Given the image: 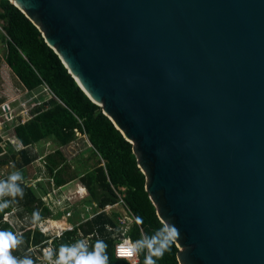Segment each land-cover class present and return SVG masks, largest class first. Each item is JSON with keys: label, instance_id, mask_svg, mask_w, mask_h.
<instances>
[{"label": "water", "instance_id": "1", "mask_svg": "<svg viewBox=\"0 0 264 264\" xmlns=\"http://www.w3.org/2000/svg\"><path fill=\"white\" fill-rule=\"evenodd\" d=\"M132 146L178 264H264V0H9Z\"/></svg>", "mask_w": 264, "mask_h": 264}, {"label": "trees", "instance_id": "2", "mask_svg": "<svg viewBox=\"0 0 264 264\" xmlns=\"http://www.w3.org/2000/svg\"><path fill=\"white\" fill-rule=\"evenodd\" d=\"M0 22V41L6 50L4 61L11 72L29 93L38 90L42 92L46 86L55 96L48 99L45 93L40 94L41 101L32 110L33 119L14 131L23 148L19 150L10 146L8 153L0 159V167L12 162L15 171L18 169L23 176L26 175V169L43 154L39 143L50 141L55 144L56 149L45 157L46 170L56 185L62 186L80 178V182L89 192L87 204L95 201L100 207L117 201L111 185L115 188L124 187L125 203L135 218L143 219V223L139 224L143 234H152L162 222L145 191V176L137 166L131 143L122 137L111 121L102 114L101 108L84 93L60 58L46 45L38 29L9 0H0ZM77 132L82 136L79 137ZM84 136L89 139L94 149L89 147ZM72 142L80 144V154L70 159V155L60 147H68ZM36 144L39 149L35 153ZM86 152L96 157V166L89 165L92 157L85 158ZM101 159L104 167L101 166ZM21 187H24V197L17 198L18 202L12 207L21 206L20 217L26 214L31 217L34 211L40 210L42 203L32 187L23 184ZM12 207L0 212V222ZM46 213L45 208L40 212L41 218ZM109 222L107 217L100 215L87 223V229L84 227L83 230L86 233L98 232L102 237L107 244L108 264H128L125 260L116 259L113 254V241L105 230V225ZM3 231H7L4 226ZM76 234L77 231L66 233L55 243L57 251L61 245L75 243L78 239ZM31 237V231L23 233V243L12 255L18 258L25 255L31 257L29 248L44 241L38 231ZM131 238L134 241L141 238L138 229L133 230ZM94 243L95 241L91 245ZM177 251L174 244L169 252L157 260V264H178ZM144 255H139L142 262Z\"/></svg>", "mask_w": 264, "mask_h": 264}, {"label": "built area", "instance_id": "3", "mask_svg": "<svg viewBox=\"0 0 264 264\" xmlns=\"http://www.w3.org/2000/svg\"><path fill=\"white\" fill-rule=\"evenodd\" d=\"M28 92V90L25 89ZM48 96V99L55 97L52 95L48 87H44L43 90ZM11 103L0 104L2 111L0 118V159L8 153L10 146L17 147L19 150L23 148L22 143L15 136V128L20 125H24L33 119L32 110L39 103L35 102L30 107H22V113L16 114ZM77 135H82L77 132ZM89 143V147L93 148L89 139L84 136ZM45 142L48 143V148L44 149ZM43 142L42 149L43 154L38 156L34 162L26 169L30 172L32 177L27 180V186L32 187L37 192L38 197L42 203L40 212L45 208L47 215L41 218V221L37 224L31 222V217L26 214L22 217L19 216V205L13 206L10 212L6 215L5 219L0 222V231H3L2 227L6 226L7 231L14 233H25L26 231L32 232V237L35 232H39L44 241L38 246L30 247L28 253L35 261V264H44L42 260L43 250L45 248H52L57 251L55 243L60 241L66 233H73L77 231L76 238L78 240H87L89 246L96 240H102V237L98 232L86 233L83 228L85 225L91 222L93 219L100 215L107 217L110 222L105 225V230L110 235L113 241V254L118 260H125L128 264H143L140 257L124 258L125 248H121L122 242L131 238L133 230H139V234L142 237L143 231L139 224L136 223L135 216L130 211L129 207L124 201L125 188H115L111 185V189L115 194L117 201L112 204H106L100 207L97 202L87 204L89 192L87 187L80 182V178L69 182L68 184L58 186L53 181L52 176L48 175L46 170L45 157L49 153L55 151V144L50 141ZM79 144L72 142L68 147H60L63 152L70 155L71 158H75L80 154ZM38 146L36 144L34 152H38ZM72 149V150H71ZM94 149V148H93ZM98 154V153H97ZM100 156V155H99ZM13 163L10 162L4 167H0V179H6L10 174L9 171L13 167ZM101 166L104 167V161L101 159ZM5 199H8L5 197ZM87 229V227L85 228ZM97 231V230H95Z\"/></svg>", "mask_w": 264, "mask_h": 264}, {"label": "clouds", "instance_id": "4", "mask_svg": "<svg viewBox=\"0 0 264 264\" xmlns=\"http://www.w3.org/2000/svg\"><path fill=\"white\" fill-rule=\"evenodd\" d=\"M27 182L19 171L11 172L6 179H0V212L17 203V198L23 199L24 187ZM7 197L8 199H5ZM7 215V214H6ZM136 223L142 224V217H136ZM41 221L39 211H34L31 222L37 224ZM180 232L172 223L165 221L152 234H144L140 239L132 241L125 239L120 245L125 248L124 258L138 257L144 253L143 264H157V260L169 252L174 244H178ZM23 243V234L12 231H0V264H35L28 255L18 258L12 252ZM87 240H78L71 245H61L56 251L52 248L43 250L44 264H108L106 254L107 244L103 240H96L89 250Z\"/></svg>", "mask_w": 264, "mask_h": 264}, {"label": "rangeland", "instance_id": "5", "mask_svg": "<svg viewBox=\"0 0 264 264\" xmlns=\"http://www.w3.org/2000/svg\"><path fill=\"white\" fill-rule=\"evenodd\" d=\"M5 52V46L2 41H0V100H2V102L0 103H2L1 105H3L6 102L11 103L13 101V110L16 114H21L23 105L28 108L35 102L41 101V98H39L40 94H44L45 92H39L40 90H38L37 92L39 93H27V91H25V88L21 85L20 81L16 78V76H14L9 67L6 65L4 61ZM1 114L2 111L0 108V118ZM39 144L40 146H43V142ZM44 147V149H46V147L48 148V143L45 142ZM78 147L80 148V144ZM84 155L85 158L89 156L92 157L91 160H89V165L91 167L97 165L96 157H93L90 152H86Z\"/></svg>", "mask_w": 264, "mask_h": 264}, {"label": "crops", "instance_id": "6", "mask_svg": "<svg viewBox=\"0 0 264 264\" xmlns=\"http://www.w3.org/2000/svg\"><path fill=\"white\" fill-rule=\"evenodd\" d=\"M17 170H18V169H17ZM13 171H15V170H14V168L12 167V168L10 169L9 173H11V172H13ZM29 177H32V175H31L30 172L26 171V175L24 174V178H25V180H27ZM33 189H34V188H33ZM34 190H35V189H34ZM4 227H6V226H4ZM2 229H3V227H2ZM6 229H7V227H6Z\"/></svg>", "mask_w": 264, "mask_h": 264}, {"label": "flooded vegetation", "instance_id": "7", "mask_svg": "<svg viewBox=\"0 0 264 264\" xmlns=\"http://www.w3.org/2000/svg\"><path fill=\"white\" fill-rule=\"evenodd\" d=\"M0 104H2V103H0Z\"/></svg>", "mask_w": 264, "mask_h": 264}]
</instances>
